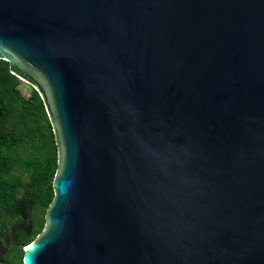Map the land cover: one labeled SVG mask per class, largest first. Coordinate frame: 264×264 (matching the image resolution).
<instances>
[{"label": "water", "instance_id": "95a60500", "mask_svg": "<svg viewBox=\"0 0 264 264\" xmlns=\"http://www.w3.org/2000/svg\"><path fill=\"white\" fill-rule=\"evenodd\" d=\"M0 59L56 150L22 264H264V0H0Z\"/></svg>", "mask_w": 264, "mask_h": 264}, {"label": "trees", "instance_id": "16d2710c", "mask_svg": "<svg viewBox=\"0 0 264 264\" xmlns=\"http://www.w3.org/2000/svg\"><path fill=\"white\" fill-rule=\"evenodd\" d=\"M21 83L0 59V264H22V250L42 229L56 169L52 127L35 90Z\"/></svg>", "mask_w": 264, "mask_h": 264}, {"label": "rangeland", "instance_id": "374dc122", "mask_svg": "<svg viewBox=\"0 0 264 264\" xmlns=\"http://www.w3.org/2000/svg\"><path fill=\"white\" fill-rule=\"evenodd\" d=\"M18 88H19L21 94L24 96H28L30 94L31 90L33 89L29 84L25 83L24 81H21Z\"/></svg>", "mask_w": 264, "mask_h": 264}, {"label": "flooded vegetation", "instance_id": "af4514ba", "mask_svg": "<svg viewBox=\"0 0 264 264\" xmlns=\"http://www.w3.org/2000/svg\"><path fill=\"white\" fill-rule=\"evenodd\" d=\"M2 240V239H1Z\"/></svg>", "mask_w": 264, "mask_h": 264}]
</instances>
